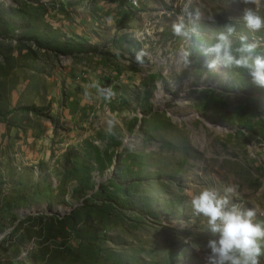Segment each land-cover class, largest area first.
Here are the masks:
<instances>
[{
  "label": "rangeland",
  "instance_id": "obj_1",
  "mask_svg": "<svg viewBox=\"0 0 264 264\" xmlns=\"http://www.w3.org/2000/svg\"><path fill=\"white\" fill-rule=\"evenodd\" d=\"M130 1L0 0V264H203L204 187L264 220V90L200 52L240 0ZM70 86L80 138L33 158L23 125Z\"/></svg>",
  "mask_w": 264,
  "mask_h": 264
},
{
  "label": "clouds",
  "instance_id": "obj_2",
  "mask_svg": "<svg viewBox=\"0 0 264 264\" xmlns=\"http://www.w3.org/2000/svg\"><path fill=\"white\" fill-rule=\"evenodd\" d=\"M243 7L235 19L231 16L223 30L215 31L206 39V46L200 48L202 55L210 59L204 61L208 72L218 68L243 70L247 72L252 84L264 88V44L252 35L238 32L236 23H242L249 34L264 29V14L261 12L264 0H240ZM201 12L195 9L190 18L194 22L201 19ZM215 23L214 16L207 17ZM175 35L185 32V24L180 21L172 26ZM196 33L195 27L192 29ZM258 49H261L258 51ZM191 51L183 49L178 53L182 67L190 63ZM140 56H137V60ZM105 96L112 93L103 90ZM234 188L223 189V194L214 188L204 187L194 193L189 200L193 218H203L204 232L208 239L203 245V264H260L264 256V220H258L257 210L230 202ZM199 251L201 246L195 244Z\"/></svg>",
  "mask_w": 264,
  "mask_h": 264
},
{
  "label": "crops",
  "instance_id": "obj_3",
  "mask_svg": "<svg viewBox=\"0 0 264 264\" xmlns=\"http://www.w3.org/2000/svg\"><path fill=\"white\" fill-rule=\"evenodd\" d=\"M61 89L63 90L62 92H58L57 94V89H55L54 93L50 95V101L52 102V116L50 114L47 120L29 117L30 121L28 120V123L30 125H23L24 132L21 129V132L25 135H32L34 133L38 136V139L36 140L30 137L33 141V145L35 146V144H37L36 148L32 149V153L29 148L25 150V152L28 151L27 153L32 155L33 158L36 156L35 149L39 147L42 148V144H46L47 148L54 150L59 146L67 147L71 142L77 143V140L80 138L78 134V132H80L78 127H81L79 115H81L83 107H85V102H76L74 99L71 102V97H69L71 86ZM7 117H11V122L4 125L2 121L3 119L0 118V124L5 126V131L10 135L17 129L14 126L17 123L18 115L9 112L5 116V120H7ZM26 118L27 117L21 119ZM26 140L29 141L28 138ZM21 141L22 143L19 142L17 145H22L21 149H23L27 146L26 143L29 142L24 141L23 138ZM28 147H30V145H28Z\"/></svg>",
  "mask_w": 264,
  "mask_h": 264
},
{
  "label": "trees",
  "instance_id": "obj_4",
  "mask_svg": "<svg viewBox=\"0 0 264 264\" xmlns=\"http://www.w3.org/2000/svg\"><path fill=\"white\" fill-rule=\"evenodd\" d=\"M225 24H226V23H224L223 26H220L219 28H217L216 31L223 30V27H224ZM241 29H242L243 31H245V28H244V27L241 28ZM242 30H239V32H242ZM263 31H264V30H263ZM263 31L261 30L260 32L256 33V36L262 39V40H261L262 44H264V32H263ZM204 39H205V37H204ZM203 41H204V40H203ZM205 42H207V41L205 40ZM260 50H261V49H258V51H260ZM233 71H236V72L240 73V75L245 76V77L247 78V81H249V83L252 84V82H251V80H250V77L248 76L247 72H245V71H243V70H232V69H230V72H233ZM240 81H242V82L244 83V81H246V80H244V79H240ZM252 85H253L254 90H255L256 87H258V86L254 85V84H252ZM258 90H264V88H260V87H259Z\"/></svg>",
  "mask_w": 264,
  "mask_h": 264
},
{
  "label": "bare ground",
  "instance_id": "obj_5",
  "mask_svg": "<svg viewBox=\"0 0 264 264\" xmlns=\"http://www.w3.org/2000/svg\"><path fill=\"white\" fill-rule=\"evenodd\" d=\"M130 3H131V1H130ZM132 4L133 5H136L137 4V1L136 0H132Z\"/></svg>",
  "mask_w": 264,
  "mask_h": 264
},
{
  "label": "built area",
  "instance_id": "obj_6",
  "mask_svg": "<svg viewBox=\"0 0 264 264\" xmlns=\"http://www.w3.org/2000/svg\"><path fill=\"white\" fill-rule=\"evenodd\" d=\"M131 2H132V0H131Z\"/></svg>",
  "mask_w": 264,
  "mask_h": 264
}]
</instances>
